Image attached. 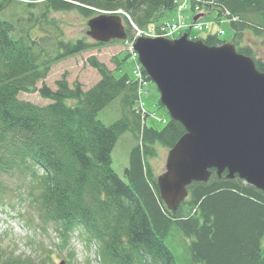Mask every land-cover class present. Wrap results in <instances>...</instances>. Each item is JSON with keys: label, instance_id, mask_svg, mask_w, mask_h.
<instances>
[{"label": "trees", "instance_id": "16d2710c", "mask_svg": "<svg viewBox=\"0 0 264 264\" xmlns=\"http://www.w3.org/2000/svg\"><path fill=\"white\" fill-rule=\"evenodd\" d=\"M191 1L193 9L216 13V22L226 20L237 52L264 72V61L245 40L249 33L264 44V0ZM179 2L0 0V173L21 168L38 182L40 219L44 230L51 227L61 235V251L78 232L96 246L100 264H179L166 244L175 225L189 240L194 264H264V193L238 176L229 179L226 172L219 177L213 170L207 183L187 188V198L175 210L165 204L150 160L158 155V145L171 150L186 130L171 119L161 130L147 126L149 114L139 106V81L128 75L116 78L92 57L89 62L101 79L89 90L79 82L71 87L64 77L56 90L45 83L37 86L53 65L108 45L68 39L55 14L75 12L89 20L101 13L119 14L131 42L132 23L150 28ZM18 8L24 17H18ZM201 40L210 47L226 43L218 34ZM141 72L151 82L143 68ZM33 93L49 103L39 106L21 99ZM69 100L77 104L69 105ZM115 100L122 117L107 126L98 113ZM126 132L137 143L124 181L113 169L111 154ZM70 257L68 264H73L76 257ZM0 264L54 262L50 256L38 262L10 257Z\"/></svg>", "mask_w": 264, "mask_h": 264}, {"label": "water", "instance_id": "95a60500", "mask_svg": "<svg viewBox=\"0 0 264 264\" xmlns=\"http://www.w3.org/2000/svg\"><path fill=\"white\" fill-rule=\"evenodd\" d=\"M87 25L96 43L128 39L119 14L101 13ZM134 50L170 119L186 130L157 179L165 204L175 210L187 188L207 183L213 170L264 193V72L254 60L233 43L210 47L187 34L175 40L140 37Z\"/></svg>", "mask_w": 264, "mask_h": 264}, {"label": "rangeland", "instance_id": "374dc122", "mask_svg": "<svg viewBox=\"0 0 264 264\" xmlns=\"http://www.w3.org/2000/svg\"><path fill=\"white\" fill-rule=\"evenodd\" d=\"M183 7L181 16L177 12H169L166 17L158 24L163 23H181L191 24L197 12L194 11L192 1L184 0L180 2ZM21 8V7H20ZM20 8L16 11L19 13ZM206 15L199 21L204 25L211 24L210 30L192 29L190 39H205L210 34L224 31L220 35L221 40L231 42L234 32L230 24L225 20L221 24H213L217 14L204 11ZM19 18L24 17L20 12ZM55 18L62 25L66 37L70 40L86 39L88 42L93 40L88 36V20L75 12H63L55 14ZM124 25L126 26L125 22ZM133 28V35L135 29ZM184 30V29H183ZM183 32L182 34H184ZM182 34L177 35L179 38ZM246 43L252 45L258 58L264 61V44L258 38L249 33L245 35ZM131 49L126 44H108L101 48L82 53L52 66L48 77L38 83V88L45 83L48 87L56 90V83L63 77L72 87L75 82L82 84L83 90L87 91L96 85L101 76L93 68L89 59L95 57L99 62L113 72L116 78L128 75L136 80L135 74L138 70L137 61L130 55ZM21 99L29 101L39 106H45L49 103L43 99L39 93L23 94ZM141 102L144 104V110L151 116L147 119V126L154 127L157 130L163 129L167 123L159 122V119L170 120V115L165 107L160 106V93L153 82H147L141 90ZM69 105H76V100L67 101ZM122 117L120 102L115 100L98 113V119L109 126ZM137 141L131 132L121 135L112 151V166L121 179L126 181L125 169L129 164L131 150L135 147ZM158 155L150 160L151 167L157 177L163 175L166 171V163L169 150L161 145L157 146ZM12 173H0V260L10 257L31 258L38 262L45 257H52L54 264L64 262L68 264L70 256L74 255L76 261L73 264H100L96 256V246L87 244L85 236L74 233L70 239L66 250L59 249L61 235L53 228L44 230V225L40 219L41 188L36 180L28 175L30 172L23 171L21 168H15ZM36 198V199H35ZM30 240L33 242L31 245ZM166 244L176 256L179 264H194L189 252V240L174 225L168 237Z\"/></svg>", "mask_w": 264, "mask_h": 264}, {"label": "built area", "instance_id": "2783aa9c", "mask_svg": "<svg viewBox=\"0 0 264 264\" xmlns=\"http://www.w3.org/2000/svg\"><path fill=\"white\" fill-rule=\"evenodd\" d=\"M179 10H182V8L180 7ZM193 26L194 25H188L183 22L178 23V24L171 23V24L161 25L159 27H151L147 30H141V29H138L136 26H134L135 39H137L138 37H142V36L150 37V38H155V37L173 38L179 35L182 31L192 28ZM195 27L198 28L199 30L203 29V27L199 25H195ZM130 49L133 52L132 45H130ZM134 57H136L135 54H134Z\"/></svg>", "mask_w": 264, "mask_h": 264}, {"label": "bare ground", "instance_id": "6f19581e", "mask_svg": "<svg viewBox=\"0 0 264 264\" xmlns=\"http://www.w3.org/2000/svg\"><path fill=\"white\" fill-rule=\"evenodd\" d=\"M174 11L180 12L181 10H179V9L176 8Z\"/></svg>", "mask_w": 264, "mask_h": 264}]
</instances>
